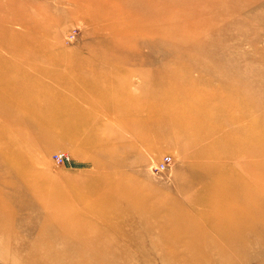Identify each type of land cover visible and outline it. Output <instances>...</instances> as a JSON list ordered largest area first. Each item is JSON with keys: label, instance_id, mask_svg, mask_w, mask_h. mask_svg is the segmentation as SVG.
<instances>
[{"label": "rangeland", "instance_id": "obj_1", "mask_svg": "<svg viewBox=\"0 0 264 264\" xmlns=\"http://www.w3.org/2000/svg\"><path fill=\"white\" fill-rule=\"evenodd\" d=\"M225 1L0 0V264H264V174L208 148L264 113V0Z\"/></svg>", "mask_w": 264, "mask_h": 264}, {"label": "bare ground", "instance_id": "obj_2", "mask_svg": "<svg viewBox=\"0 0 264 264\" xmlns=\"http://www.w3.org/2000/svg\"><path fill=\"white\" fill-rule=\"evenodd\" d=\"M225 2H227V1H225ZM153 14H156V13H153ZM174 18H176V17H174ZM172 24H173V26L168 31H173L174 30V32H176L177 30L181 29V31L183 33L182 36L184 38H179L178 37L177 40L182 41V42L185 39V37L187 39L188 35L194 36V35H197V33L199 32L198 28H196L197 30L195 31L193 28H191L189 26H186V25H183L184 23L181 24V23L173 22ZM185 44H186V42H185ZM53 77L58 78L59 75H58V77L57 76H53ZM223 86L225 88H227L225 84H223ZM237 93H241V92L239 90L230 89V93L224 97L225 99L223 100V106L220 108L221 109L220 113L222 115V119H221L222 127H225L226 123H230V125L231 124L233 125V123L231 122V119H229V118L225 119L224 118V116L226 114H228V112H229V110H231V108L232 109H238V115L239 116L243 115V114L250 115L251 114V110H255L257 112L259 109H261L262 105L260 103H257V105H253V106H249V103H246V104L243 103V104H238V105L237 104H233V102L231 101L232 98H227V97H230L231 95L235 96ZM11 105H12V103H10L9 106H11ZM238 106H240V108H238ZM12 107H14V106H12ZM255 111L252 112V113H255L254 114L255 117H254L253 125L250 127V128H253L252 130L249 129L250 131H248V132L246 131L245 132L244 128H234L232 130H225L224 129V131H222L218 135L217 139L213 142V144H210V146H208V148H209V150H213V151L217 150V147L219 146L218 143H219L221 145V147H218V148H220L222 150V152L225 155L224 156L225 158L231 156V154H233L234 152H238V151L241 152L244 156H247V158H248V156L255 157L256 160L254 159L253 162L250 160V165H252V169L255 170L258 173V175H262V174H264V113H262L261 115L257 116ZM182 113L185 116L186 112L184 111ZM242 118L245 119L247 117H242ZM238 123H239L238 120H235V124L237 126L239 125ZM4 125H5V127L10 128V124H4ZM233 138H236V139L237 138H239V139L246 138V140L242 141L239 144V146H237V145L229 146V142H230V140L233 141L234 140ZM13 141L16 142V139H14ZM251 147H252V149H251ZM251 152H253V153L251 154ZM6 154H8V153H6ZM65 157L68 158V156H66V155H65ZM68 160H69V158H68ZM20 164H21V162H20ZM19 169H20V167H19ZM22 171H23V174L30 173L29 169L27 167H25V166L22 169ZM29 175L32 176L31 173ZM81 253L84 254V252H77L78 255H83ZM70 254H71V252H68L66 250L61 255H70ZM63 260H65L64 262H66V263H62V264H73L72 262L74 261V259H69V258H67V256L64 257ZM86 260H87V262L84 263V264H105L104 263L105 257H101L100 260H99L97 257L92 255V253L89 254V257Z\"/></svg>", "mask_w": 264, "mask_h": 264}, {"label": "built area", "instance_id": "obj_3", "mask_svg": "<svg viewBox=\"0 0 264 264\" xmlns=\"http://www.w3.org/2000/svg\"><path fill=\"white\" fill-rule=\"evenodd\" d=\"M54 161L57 162V163H64V162L68 161V158L65 157V155H63V154H55ZM170 163H171L170 157H164V159L159 164H157L154 167V169L157 172H162V171H164V170H166L168 168Z\"/></svg>", "mask_w": 264, "mask_h": 264}]
</instances>
